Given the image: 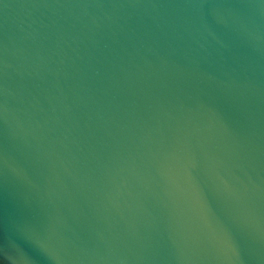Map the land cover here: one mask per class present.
<instances>
[{"label":"water","instance_id":"1","mask_svg":"<svg viewBox=\"0 0 264 264\" xmlns=\"http://www.w3.org/2000/svg\"><path fill=\"white\" fill-rule=\"evenodd\" d=\"M0 264H264V0H0Z\"/></svg>","mask_w":264,"mask_h":264}]
</instances>
